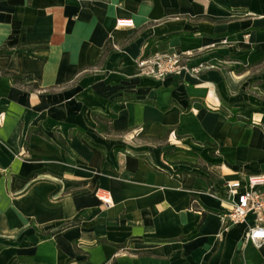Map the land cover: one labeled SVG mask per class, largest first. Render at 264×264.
Instances as JSON below:
<instances>
[{
	"label": "crops",
	"instance_id": "crops-1",
	"mask_svg": "<svg viewBox=\"0 0 264 264\" xmlns=\"http://www.w3.org/2000/svg\"><path fill=\"white\" fill-rule=\"evenodd\" d=\"M0 47V264H264L219 218L264 172V0H0Z\"/></svg>",
	"mask_w": 264,
	"mask_h": 264
},
{
	"label": "built area",
	"instance_id": "built-area-1",
	"mask_svg": "<svg viewBox=\"0 0 264 264\" xmlns=\"http://www.w3.org/2000/svg\"><path fill=\"white\" fill-rule=\"evenodd\" d=\"M133 20L130 18H118L116 20L117 27L133 26ZM180 59L178 55L173 53L163 57H143L137 58V65L140 74L148 75L153 78H160L166 72L184 69L179 65ZM190 71H196V68H190ZM1 116V115H0ZM246 188L243 192L237 193L239 184L226 182L225 187L229 196H235L236 199L231 201L229 207H224L219 212V218L223 226V230H227L235 224L245 221L248 214H253L254 222L247 229L244 235V243L250 242L254 246L264 245V172L258 174H248L244 178ZM95 195L105 207L112 205L110 193L108 191L98 189ZM199 214H203L204 208L195 209Z\"/></svg>",
	"mask_w": 264,
	"mask_h": 264
},
{
	"label": "trees",
	"instance_id": "trees-1",
	"mask_svg": "<svg viewBox=\"0 0 264 264\" xmlns=\"http://www.w3.org/2000/svg\"><path fill=\"white\" fill-rule=\"evenodd\" d=\"M11 51H9V50H7V49H5V48H1L0 47V55L1 54H5V53H10ZM0 72L2 73V74H7V75H10L12 78H13V80H14V82L15 81H18L19 79H20V76L19 75H17L16 73H14V72H11V71H8V70H4V69H1L0 68ZM98 118H99V116H97ZM111 117V116H110ZM97 118V120H98V122L100 121V119H98Z\"/></svg>",
	"mask_w": 264,
	"mask_h": 264
}]
</instances>
